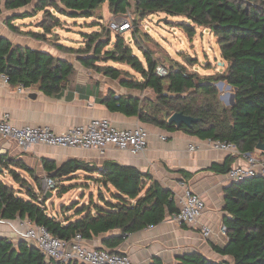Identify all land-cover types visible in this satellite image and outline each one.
<instances>
[{"label":"trees","instance_id":"obj_1","mask_svg":"<svg viewBox=\"0 0 264 264\" xmlns=\"http://www.w3.org/2000/svg\"><path fill=\"white\" fill-rule=\"evenodd\" d=\"M106 2L114 16L126 15L133 10L136 17L131 36L127 38L116 32L113 39V30L98 21L101 30L83 33L84 45L75 50L78 62L120 80L123 87L142 93L149 91L152 95H117L111 90L100 102L111 111L138 116L142 122L167 130L180 129L202 139L231 141L240 151L254 153L257 144L264 142V0H0V14L3 6L14 11L4 22L12 32L46 40V35L62 23L58 14L69 18H98L102 17L99 12ZM31 4L33 11H19ZM40 11L44 12L38 26L40 30H21L16 25V20L36 16ZM157 13L168 18L181 17V21L173 23L168 19L167 22L181 28L190 39L199 28L213 33L226 62L224 70L203 75L175 60L166 75H159L160 61L144 44L151 35L141 34L139 29L141 21ZM133 44L142 51L144 60L134 52ZM65 47L58 44L59 49ZM109 61L130 66L139 77L107 63ZM2 73L8 75L12 85L37 86L53 95L67 88L75 67L69 60L16 44L0 33ZM219 81L234 88V104H222L216 87ZM174 112H183L200 120L190 127L184 124L179 127L168 122ZM233 161L231 156L224 165L214 164L212 169L226 173ZM42 165L46 175L56 182L74 176L78 171L98 174L95 181L110 195L106 196L100 189L98 202L93 201L92 195L89 205L76 209L75 215L80 218H61L59 213H49L46 198L39 201L33 191L28 177L34 185L40 184L42 177L37 169L21 158L0 155V219L29 220L45 226L62 239H71L77 233L85 239H92L119 229L123 232L121 236L109 237L105 242L109 249L117 251L114 248L122 237L158 225L168 214L174 215L179 210L171 190L149 173L131 165L107 160L99 167L78 159H68L57 165L47 158L42 159ZM5 170L20 188L3 179ZM23 191L27 196L22 195ZM225 192L228 214L224 216V226L228 241L223 246L211 243V247L223 256L232 257L233 262L213 260L200 251H193L180 255L178 264H264V177L231 182ZM113 240L117 242H111ZM0 264H48V260L36 246L24 239L14 241L0 237ZM55 264L84 263L73 260ZM148 264L164 262L155 256Z\"/></svg>","mask_w":264,"mask_h":264},{"label":"crops","instance_id":"obj_2","mask_svg":"<svg viewBox=\"0 0 264 264\" xmlns=\"http://www.w3.org/2000/svg\"><path fill=\"white\" fill-rule=\"evenodd\" d=\"M104 4H107L106 19H108L113 14L109 11L108 3ZM101 15L103 18L92 17L93 24L87 26L94 29L81 28L80 33L101 30V27L96 26V24L100 25L98 21L102 22L104 19L105 14L101 13ZM106 19L103 20L104 23ZM0 33L16 44L47 51L73 63L69 57L57 55V50L54 51L51 46L31 36H18L8 27L2 26H0ZM113 66L132 72L130 66L126 64H113ZM74 67L75 73L71 76L70 83L58 94H46L37 86L26 87L22 93L18 92L17 85L0 86V112H8L11 123L17 127L49 126L58 133L65 132L74 125L88 124L91 119L96 117L109 119L117 129H129L142 125L148 130V144L145 151L134 155L129 151L114 147H109L102 153L99 150L67 149L42 145H35L24 150L15 143L6 141L0 135V155L25 160L28 165L37 169L38 175L46 173L42 165L43 158L54 161L57 165L68 159H78L99 167H102L107 160L131 165L144 173H149L163 187L171 190L178 209L185 193L183 186L185 184L205 200V209L196 225L178 223L173 220V215L168 214L160 224L145 227L122 237L114 249L128 254L134 264H148L155 256L160 257L164 264H178L180 255L193 251H200L213 260L228 259L233 262L232 257L223 256L211 247V243L223 246L228 241L222 227L224 226V216L228 214L225 209V191L231 185V181L227 172L215 171L212 166L214 164L224 165L232 156L230 152L215 149L211 145L210 139H202L180 129L167 130L151 123L142 122L138 116H127L121 112L109 110L106 105L100 102V99L107 96L111 90L115 91L117 95L137 96L152 95V92L142 93L139 91L137 93L136 90L123 87L120 80H114L104 73L87 68L80 62L77 65L74 64ZM163 135L167 138H162ZM191 145L196 148L191 149ZM236 161L237 159H234L232 165ZM7 173L8 170H5L4 175L7 176ZM77 175L78 173L75 174V176ZM86 175L88 180L86 184H90L92 181L97 184L98 191L105 189L95 181L98 174L87 173ZM150 184L151 181H149L148 187ZM79 189L82 190L81 187ZM111 189L115 191L112 187ZM106 192L110 195V192L107 190ZM71 214V208H69L59 215L61 218L70 217L71 220L80 218L77 215L73 218ZM25 221V219L17 218L7 220L6 223L0 222V237H9L17 241L14 228H27ZM205 225L211 228V234L207 238L202 234ZM121 234H123L121 230L114 229L92 239H86V242L91 247L109 248L105 243L106 240L109 237L121 236ZM116 240L111 242H117Z\"/></svg>","mask_w":264,"mask_h":264},{"label":"built area","instance_id":"obj_3","mask_svg":"<svg viewBox=\"0 0 264 264\" xmlns=\"http://www.w3.org/2000/svg\"><path fill=\"white\" fill-rule=\"evenodd\" d=\"M109 27L114 32L120 33L133 28L128 15L114 16L109 22ZM157 73L164 76L168 67L159 65ZM8 75L0 74V86L9 85ZM22 84L17 85L18 92L25 90ZM0 135L7 141L15 143L22 149H29L35 145L60 147L67 149L99 150L102 153L109 147L129 151L137 155L145 151L148 141V130L142 125L129 129H117L107 118H93L88 124H78L68 128L65 132L58 133L49 126H24L17 127L11 123L8 112H0ZM166 139L167 136L163 135ZM215 149L226 150L237 159L227 171L231 182L238 183L250 177H264V155L251 152H242L231 141L209 140ZM191 145V149H195ZM184 196L173 220L178 223L196 225L205 209V200L188 188L185 184ZM57 189V182L50 176L44 175L40 184L33 185V191L39 201H43L48 193ZM6 223V219H0ZM25 229L14 228L19 239H24L36 246L47 258L48 264L56 262L68 263L77 260L84 264H134L131 257L120 251L109 248L91 247L86 239L77 233L71 239H62L53 235L43 225H37L29 220L25 221ZM226 233V227H222ZM202 234L205 238L211 234V228L204 226Z\"/></svg>","mask_w":264,"mask_h":264},{"label":"rangeland","instance_id":"obj_4","mask_svg":"<svg viewBox=\"0 0 264 264\" xmlns=\"http://www.w3.org/2000/svg\"><path fill=\"white\" fill-rule=\"evenodd\" d=\"M106 7L107 4H103V11L99 12V14H105L104 19H102L103 23V20L107 18L106 13H108ZM25 10L33 11V4L19 9L20 12ZM12 14H14V11L7 10L3 6V12L0 14V26L7 28L4 22L6 18ZM58 15L60 16V20L62 22L61 25L54 28V32L46 35V40L40 41H43L46 45L54 48V51L57 50V55L67 56L75 65H77L79 62L77 56L78 52L76 51L84 45L85 41V37L80 33V29H94L93 27H87L88 25L93 24L92 19L69 18L60 14ZM126 15L129 16L130 20L132 21V26L134 27V19L136 16L133 10L131 9ZM165 16L166 15L163 13L148 15L143 21H141V24H139L141 34L146 32L151 35V37L147 39V42L144 44L153 51L155 58L160 61V65L169 67L173 61L176 60L187 64L191 71L197 70L203 75L218 73L224 70L223 66L226 65V62L221 57V51L217 43L218 39L213 33H211L209 30L199 28L193 39H190L181 28L167 22L168 19L173 23L181 21V17H169L166 21H164L163 19ZM112 17H114V15L109 16V18L105 21V25L109 29V22L111 21ZM43 18L44 12L40 11L36 16L19 19L16 20L15 23L21 30L37 31L39 29V22ZM87 22H89V24H87ZM96 26L98 28L101 27L99 24H96ZM131 30L120 32V34L123 33L127 38H129L132 33ZM111 32L112 38L115 39L116 32ZM16 34L18 36L24 35L20 33ZM59 43L66 47L64 49H59ZM71 47H73L72 50ZM133 49L134 52L144 60L142 51L139 49V47L133 44ZM107 63L120 65L118 63H114L113 61H109ZM132 72L139 77L138 73L133 70ZM216 87L219 91V97L222 104L228 106L231 94L235 91L234 88L229 87L225 82L223 85H219L217 82ZM136 92L139 93L137 90ZM254 153L256 155H263V153L258 149ZM77 173V176H70L58 181V187L53 192L52 196H46L45 205L47 206L49 213L53 214L56 212L62 214L63 210H69V208H72L71 217L75 218L76 209L82 207L83 205H89L91 203L90 199L92 195L93 201L98 202L99 191L97 184L92 181H90V184H86L88 182L86 179L87 172L78 171ZM7 174V176L2 175L3 179L7 183L14 185L16 188H20V184L13 180L10 173L8 172ZM44 175H46V173H43L40 176L43 177ZM28 179L34 185L32 179L29 177ZM79 187H81L82 190H80ZM103 191L106 196H109L105 189H103ZM22 195L27 196L24 191L22 192Z\"/></svg>","mask_w":264,"mask_h":264},{"label":"water","instance_id":"obj_5","mask_svg":"<svg viewBox=\"0 0 264 264\" xmlns=\"http://www.w3.org/2000/svg\"><path fill=\"white\" fill-rule=\"evenodd\" d=\"M167 19H168V16H165L163 20L166 21ZM218 84L223 85L224 81H219ZM228 86L231 87L229 84H228ZM32 96L34 97L36 95H32ZM228 103H229V105L234 104V93L231 94V98H230V101ZM199 120H200V118H197V117H194L191 115H186L183 112H174L170 115L168 122L171 124H175L179 127L182 126L183 124L190 127V126H192L193 123L198 122ZM256 148L258 150L264 152V142L260 141L257 144ZM52 194H53V192H50V193H48L47 196L50 197V196H52Z\"/></svg>","mask_w":264,"mask_h":264}]
</instances>
